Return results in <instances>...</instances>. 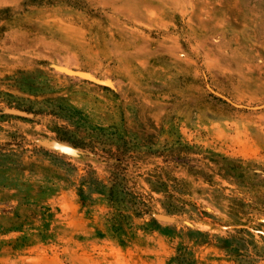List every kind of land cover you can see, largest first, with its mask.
I'll list each match as a JSON object with an SVG mask.
<instances>
[{
	"label": "rangeland",
	"instance_id": "374dc122",
	"mask_svg": "<svg viewBox=\"0 0 264 264\" xmlns=\"http://www.w3.org/2000/svg\"><path fill=\"white\" fill-rule=\"evenodd\" d=\"M0 264H264V0H0Z\"/></svg>",
	"mask_w": 264,
	"mask_h": 264
},
{
	"label": "water",
	"instance_id": "95a60500",
	"mask_svg": "<svg viewBox=\"0 0 264 264\" xmlns=\"http://www.w3.org/2000/svg\"><path fill=\"white\" fill-rule=\"evenodd\" d=\"M54 68L68 75L88 79V80H91L97 83L108 84L107 81L98 79L94 75L88 72H85V71L74 70V69H71V68H68L62 65H54ZM35 141L43 147H46L48 149H51V150H54L59 153L69 155L72 157H80V156L85 155V152L82 151L81 149H78L68 143L62 142L57 139L37 138L35 139ZM161 217L167 220L173 219L171 216H168V215H161Z\"/></svg>",
	"mask_w": 264,
	"mask_h": 264
}]
</instances>
